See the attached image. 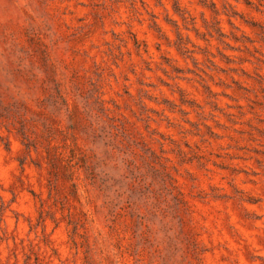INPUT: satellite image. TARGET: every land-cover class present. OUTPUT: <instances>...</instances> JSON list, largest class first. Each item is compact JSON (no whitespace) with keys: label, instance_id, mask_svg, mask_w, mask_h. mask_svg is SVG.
<instances>
[{"label":"rangeland","instance_id":"obj_1","mask_svg":"<svg viewBox=\"0 0 264 264\" xmlns=\"http://www.w3.org/2000/svg\"><path fill=\"white\" fill-rule=\"evenodd\" d=\"M0 264H264V0H0Z\"/></svg>","mask_w":264,"mask_h":264}]
</instances>
